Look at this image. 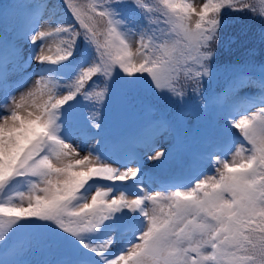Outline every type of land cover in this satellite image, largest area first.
I'll return each instance as SVG.
<instances>
[{"label":"snow or ice","instance_id":"snow-or-ice-1","mask_svg":"<svg viewBox=\"0 0 264 264\" xmlns=\"http://www.w3.org/2000/svg\"><path fill=\"white\" fill-rule=\"evenodd\" d=\"M61 4L22 5L26 56L0 43V245L37 237L61 252L42 264H264V67L229 83L216 142L179 181L150 187L141 154L104 146L99 118L117 80L177 102L200 93L229 19L264 25V0Z\"/></svg>","mask_w":264,"mask_h":264},{"label":"trees","instance_id":"trees-1","mask_svg":"<svg viewBox=\"0 0 264 264\" xmlns=\"http://www.w3.org/2000/svg\"><path fill=\"white\" fill-rule=\"evenodd\" d=\"M44 1L49 5H56L58 10L62 9L61 0ZM78 2H85V0H78ZM22 5L21 0H0V41L12 44L20 33L22 26L20 18L26 11ZM47 15L48 11L45 10V18ZM214 48L217 55L212 67V76L205 78L200 93L192 95L186 91L182 101L177 102L175 99L154 95L146 83L129 88L122 81H115L111 85V99L99 113L103 129L116 131L122 142L135 136V129L129 130L125 118L128 112L125 111V106L128 105L129 110L136 115L145 117L146 112H149V117H145L149 123L164 124L166 127L173 125L180 135L179 153L186 146L193 151L201 149L197 144L201 138L195 140L197 134L195 127L206 121L211 122L208 112L212 111L218 94L216 91L221 88L222 75L228 76L237 70L264 67V25L250 14L237 15L229 19L227 29L223 31L221 40L214 45ZM183 106L194 114L195 118L191 122L185 120V116L182 119L177 116L179 108ZM77 114L85 119L87 110L80 108ZM130 124L135 125L136 120ZM215 125L220 131V124ZM199 136L202 137L201 134ZM4 246L0 245V248ZM20 252L25 258L36 256L39 264L43 260H53L61 255L58 249L46 246L39 238L30 234H27Z\"/></svg>","mask_w":264,"mask_h":264},{"label":"rangeland","instance_id":"rangeland-1","mask_svg":"<svg viewBox=\"0 0 264 264\" xmlns=\"http://www.w3.org/2000/svg\"><path fill=\"white\" fill-rule=\"evenodd\" d=\"M196 4L199 6L202 3V0H195ZM23 5L28 3H45L44 0H22ZM29 13L26 9V12L21 15V31L17 35V37L14 39L13 43L8 45L11 47L13 45H19L20 48L23 51V54L27 55V46L23 44L20 40V35L22 34L24 28L28 24L29 20ZM5 42V41H4ZM0 41V43H4ZM7 43V42H6ZM35 65H33L34 67ZM30 70V69H29ZM19 78V74L16 72L9 71V82L12 83L16 81ZM234 77L230 78L229 82H232ZM252 80H256L255 78ZM30 85H25V87H28ZM256 91L255 88H244L240 92L236 93L237 96H244L246 93L254 92ZM225 104L217 103L214 106V112L212 113V122H220L222 124V108ZM129 106H125V111H128L129 113L126 114V122L128 124V128H134L136 131V135L132 138V148L128 145L122 146L121 150L117 152L112 148L111 151L117 152L121 156H125L132 153H139L143 157V172L145 173V179L148 185L152 188H156L157 186L161 185L163 182H174L179 181L184 177L189 176L190 174L194 173L200 166L199 161L201 159L202 154L206 153L216 142L219 131L216 128L215 125L212 123L204 122L202 125H197L196 131L197 134L195 135V139L198 140L199 138L202 141L200 142V146L202 148V151L198 154H192L191 151L187 148H184L181 150L182 152H178L179 144L177 146V149L171 153L173 147L176 145V138L173 137V132L170 131V126H165L164 124L156 125L152 123H149L145 117H141L139 115H136L134 112H131L128 108ZM136 119V124L132 125L130 123H133L132 117ZM185 116V119L189 122H191L195 116L192 112L188 113L183 111V115L181 118ZM145 119V120H144ZM74 124L79 127H84L87 124V121L83 118H80L79 115L75 114ZM146 129V130H143ZM88 131H92L91 129H88ZM114 133V131H111ZM199 134L202 135V137L199 136ZM105 142H110L109 139V132L104 134ZM117 139V138H116ZM180 140V137H179ZM118 141V140H117ZM150 142L156 146L158 150H163L165 152V158H162V161L158 160H149L148 156L153 155V152L145 148V143ZM179 143V142H178ZM107 149L108 147L105 146ZM119 149V148H118ZM207 171L211 172L212 169L209 167ZM128 183H131L129 181ZM15 237L9 240L7 246L11 243H13ZM7 246L0 250V260L1 261H8L9 264H11L14 260H24L23 264H35V261L24 259L22 256L18 255V248L13 251L12 255L10 256L9 252H4Z\"/></svg>","mask_w":264,"mask_h":264}]
</instances>
